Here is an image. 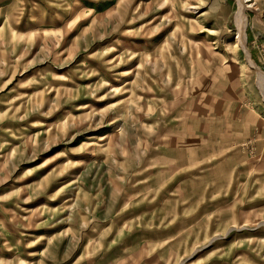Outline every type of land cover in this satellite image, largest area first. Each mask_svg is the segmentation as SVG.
<instances>
[{"label":"rangeland","instance_id":"obj_1","mask_svg":"<svg viewBox=\"0 0 264 264\" xmlns=\"http://www.w3.org/2000/svg\"><path fill=\"white\" fill-rule=\"evenodd\" d=\"M240 12L0 0V264H264V0Z\"/></svg>","mask_w":264,"mask_h":264},{"label":"bare ground","instance_id":"obj_2","mask_svg":"<svg viewBox=\"0 0 264 264\" xmlns=\"http://www.w3.org/2000/svg\"><path fill=\"white\" fill-rule=\"evenodd\" d=\"M240 2V5H241V12H240V21H244V14H243V9L245 7V3L247 2V0H239ZM246 32L244 30V28L242 27L241 31H240V35H239V38L238 40L234 43V49H236L237 47H239L240 45H243L245 42H246ZM261 82L264 84V78H261Z\"/></svg>","mask_w":264,"mask_h":264}]
</instances>
